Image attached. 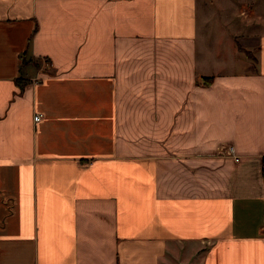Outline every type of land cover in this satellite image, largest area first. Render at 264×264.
<instances>
[{
	"label": "crops",
	"instance_id": "1",
	"mask_svg": "<svg viewBox=\"0 0 264 264\" xmlns=\"http://www.w3.org/2000/svg\"><path fill=\"white\" fill-rule=\"evenodd\" d=\"M228 3L0 0V264H264V0Z\"/></svg>",
	"mask_w": 264,
	"mask_h": 264
},
{
	"label": "rangeland",
	"instance_id": "2",
	"mask_svg": "<svg viewBox=\"0 0 264 264\" xmlns=\"http://www.w3.org/2000/svg\"><path fill=\"white\" fill-rule=\"evenodd\" d=\"M235 1V4L238 2V0H234ZM228 5H230V9H231V11H229L230 12V14L231 15H233V16H235L237 13H236V10H235V5H234V3H233V0H231V3H228ZM237 16V15H236ZM241 47V49H243V47L242 46H240ZM246 53V55L249 57V56H252V53H250V52H245ZM33 59V58H32ZM28 61H33V60H31V57H24L23 58V63L24 64H26ZM44 64L45 65H47V64H50V62L48 61V60H46V61H44Z\"/></svg>",
	"mask_w": 264,
	"mask_h": 264
},
{
	"label": "built area",
	"instance_id": "3",
	"mask_svg": "<svg viewBox=\"0 0 264 264\" xmlns=\"http://www.w3.org/2000/svg\"><path fill=\"white\" fill-rule=\"evenodd\" d=\"M42 119V114L41 113H37L35 115V121L39 122ZM228 152L229 154H233L234 153V148L232 146L228 147ZM262 172H263V182H264V160H263V164H262Z\"/></svg>",
	"mask_w": 264,
	"mask_h": 264
},
{
	"label": "trees",
	"instance_id": "4",
	"mask_svg": "<svg viewBox=\"0 0 264 264\" xmlns=\"http://www.w3.org/2000/svg\"><path fill=\"white\" fill-rule=\"evenodd\" d=\"M246 52V51H245ZM248 52V51H247Z\"/></svg>",
	"mask_w": 264,
	"mask_h": 264
}]
</instances>
